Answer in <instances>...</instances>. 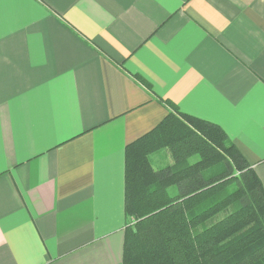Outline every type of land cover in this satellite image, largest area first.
Here are the masks:
<instances>
[{
    "label": "crops",
    "instance_id": "1",
    "mask_svg": "<svg viewBox=\"0 0 264 264\" xmlns=\"http://www.w3.org/2000/svg\"><path fill=\"white\" fill-rule=\"evenodd\" d=\"M169 112L264 189V0H0V264H122L125 147Z\"/></svg>",
    "mask_w": 264,
    "mask_h": 264
},
{
    "label": "trees",
    "instance_id": "2",
    "mask_svg": "<svg viewBox=\"0 0 264 264\" xmlns=\"http://www.w3.org/2000/svg\"><path fill=\"white\" fill-rule=\"evenodd\" d=\"M161 149L174 163L156 170ZM236 150L220 127L173 112L129 143L122 264H264V189Z\"/></svg>",
    "mask_w": 264,
    "mask_h": 264
},
{
    "label": "rangeland",
    "instance_id": "3",
    "mask_svg": "<svg viewBox=\"0 0 264 264\" xmlns=\"http://www.w3.org/2000/svg\"><path fill=\"white\" fill-rule=\"evenodd\" d=\"M170 151H167L166 149H161V151H159V152H157L156 154L154 153L153 155H152V161H153V163L155 164V163H160V164H163L164 162L163 161H161L162 159H172V157H171V154L169 153ZM160 158V159H159ZM196 158H197V154H195V153H192V155L190 156V157H188L187 158V160L185 161V164H187V163H191V162H194L195 160H196ZM173 160V159H172ZM170 161L168 160V163H169ZM174 163V161H171V164L170 165H172ZM181 166V165H180ZM235 174L234 175H236V172H234ZM239 207V204L238 203H235L233 206H232V208H238Z\"/></svg>",
    "mask_w": 264,
    "mask_h": 264
}]
</instances>
